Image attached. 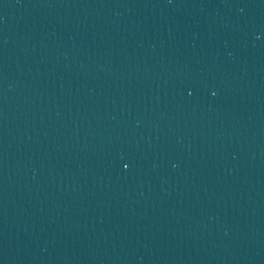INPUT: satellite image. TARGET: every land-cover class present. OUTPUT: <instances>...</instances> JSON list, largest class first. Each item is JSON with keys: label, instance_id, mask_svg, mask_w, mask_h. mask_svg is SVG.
Segmentation results:
<instances>
[{"label": "water", "instance_id": "95a60500", "mask_svg": "<svg viewBox=\"0 0 264 264\" xmlns=\"http://www.w3.org/2000/svg\"><path fill=\"white\" fill-rule=\"evenodd\" d=\"M0 264H264V0H0Z\"/></svg>", "mask_w": 264, "mask_h": 264}]
</instances>
